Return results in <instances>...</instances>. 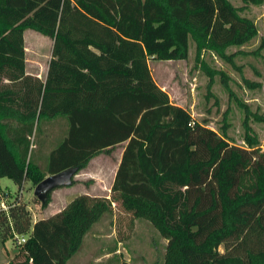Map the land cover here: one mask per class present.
Segmentation results:
<instances>
[{
  "label": "trees",
  "instance_id": "obj_1",
  "mask_svg": "<svg viewBox=\"0 0 264 264\" xmlns=\"http://www.w3.org/2000/svg\"><path fill=\"white\" fill-rule=\"evenodd\" d=\"M240 1L0 0V78L9 81L0 87V178L20 190L25 180L35 185L67 167L77 173L123 143L108 197L78 194L34 221L17 196L0 207V241L17 247L6 264H66L112 202L165 239L161 264H264V141L249 124L264 123V115L238 100L228 75L201 56L209 50L235 67L234 56L246 53L225 50L256 36L254 22L240 12L263 0ZM26 29L52 41L44 81L24 71ZM188 39L194 65L207 76L205 99L218 75L242 110L245 147L226 137L228 109L218 134L153 81L148 60L186 59ZM262 43L250 53L259 54ZM57 117L66 121L65 134L41 169L30 136ZM15 235L24 241L16 243Z\"/></svg>",
  "mask_w": 264,
  "mask_h": 264
},
{
  "label": "rangeland",
  "instance_id": "obj_2",
  "mask_svg": "<svg viewBox=\"0 0 264 264\" xmlns=\"http://www.w3.org/2000/svg\"><path fill=\"white\" fill-rule=\"evenodd\" d=\"M232 5L241 6L240 0H230ZM264 0L260 5L248 4L240 15L250 18L257 30V34L248 42L240 46H229L227 53L237 50L246 52L237 54L233 58L234 66L217 57L213 52L203 51L201 56L209 68L221 70L229 77L228 86L235 97L247 105L252 112L264 115ZM262 47L259 54L250 52L255 50L260 42ZM27 67H37L38 74L43 77L46 60L50 52L51 39L36 32H25L22 35ZM148 67L153 81L164 90L170 101L188 110L192 118L202 122L204 126L221 134L222 113L226 114V137L229 142L245 147L241 121L242 110L233 98H229L227 91L220 83L219 76L214 75L210 85L212 97L205 99L206 74L194 65V44L188 39V52L184 60L157 61L148 60ZM241 77L251 82H258L259 87L248 88L241 81ZM216 99V103L214 102ZM250 127L257 136L259 144L264 141V123L249 121ZM41 133L30 136L31 158L44 168L47 151L64 136L66 121L57 117L41 124ZM123 143L116 145L109 155L101 153L91 160L90 164L81 171V177L88 183L96 182L86 191L94 192L97 188L106 190L110 175L114 170L117 155ZM78 173V172H77ZM75 173V174H77ZM74 174V175H75ZM46 176V175H45ZM75 177V176H74ZM74 179V178H73ZM75 180V179H74ZM61 186L50 191L48 203L42 207L33 195V187L25 180L20 190L8 178H0V202H12L15 196L23 202L30 214L31 220L47 217L61 210L74 196L84 191L87 184ZM84 186V187H83ZM79 192V193H78ZM107 197L109 191L106 192ZM109 213H103L84 234L77 251L66 261V264H161L165 239L160 237L150 223L143 218H134L130 213L122 210L116 202H112ZM6 207V204H5ZM16 242V240H15ZM15 247L11 239H7V247ZM17 248V247H16ZM219 250L221 248L219 247Z\"/></svg>",
  "mask_w": 264,
  "mask_h": 264
},
{
  "label": "crops",
  "instance_id": "obj_3",
  "mask_svg": "<svg viewBox=\"0 0 264 264\" xmlns=\"http://www.w3.org/2000/svg\"><path fill=\"white\" fill-rule=\"evenodd\" d=\"M29 31L35 32V31H33V30L26 29V30H24V31L22 32V35H24L25 32H29ZM36 33H37V32H36ZM38 34H39V33H38ZM51 43H52V41H51ZM23 48H24V47H23ZM50 57H51V45H50V52H49L48 58H47V60H46L45 71H44V73H43L44 75H43V77L41 78L40 75L38 74L37 67L33 66L31 69H29V68L27 67L26 58H25V51H24V71H25V73H26V74H29V75H31V76H33V77H36L37 79H39V80H41V81H44V77H45L46 70H47V63H48ZM7 84H9V81H8L5 77H1V78H0V87H5V85H7ZM47 152H48V151H47ZM111 152H112V151H111ZM111 152H110V153H111ZM120 153H121V150H120L119 154L117 155V159H116V162H115V167H114L113 172H112L111 175H110V180H109V183L107 184V189L104 190V189H101V188H97V189H98L97 192L100 193L99 195H101V196H103V197H107V195H108V194H106V192L109 191V188H110V185H111V182H112L113 176H114V171H115V169H116V166H117V163H118V160H119V157H120ZM98 155H100V154H98ZM98 155H96V156H94L93 158H91V159L89 160V162L87 163V165L85 166V168L90 164L91 160L94 159L95 157H97ZM36 163H37V162H36ZM38 166H39V165H38ZM85 168L79 170L78 173L74 175L75 177L73 176V178H74L75 180H79L78 184H82V183L87 184V185L89 184V185L87 186V188H86V186H85V187L83 186V187H84V191H83V192H82V191H79L80 194H86V195H89V196H97L96 194H94V192H92V190H91V191H86V189H88V188H89V189L92 188V186L95 185L96 182L94 181V182H92V183L90 184V183H88L87 181H84V180H85L84 178H92V177H81V176H82L81 171H83ZM71 186H73V185H71ZM69 187H70V186H69ZM79 192H78V193H79ZM98 197H99V196H98ZM0 203H1L3 206H5V204H4L3 202H0ZM34 220H36V219H33L32 221H34ZM16 252H17V248L14 247V246H12L10 249H8V247H7V240H5V241H3V242L0 241V264H6V262L8 261V259L12 258Z\"/></svg>",
  "mask_w": 264,
  "mask_h": 264
},
{
  "label": "water",
  "instance_id": "obj_4",
  "mask_svg": "<svg viewBox=\"0 0 264 264\" xmlns=\"http://www.w3.org/2000/svg\"><path fill=\"white\" fill-rule=\"evenodd\" d=\"M76 167H67L53 174L44 176L33 187V195L43 203L47 199V194L61 186H67L70 183L71 177L74 176Z\"/></svg>",
  "mask_w": 264,
  "mask_h": 264
},
{
  "label": "built area",
  "instance_id": "obj_5",
  "mask_svg": "<svg viewBox=\"0 0 264 264\" xmlns=\"http://www.w3.org/2000/svg\"><path fill=\"white\" fill-rule=\"evenodd\" d=\"M0 207L1 208H5V206H3L1 203H0ZM24 235H15L14 238L16 240V243H21L22 241H24Z\"/></svg>",
  "mask_w": 264,
  "mask_h": 264
}]
</instances>
